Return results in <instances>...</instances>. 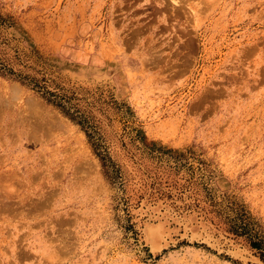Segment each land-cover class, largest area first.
<instances>
[{"label":"rangeland","instance_id":"1","mask_svg":"<svg viewBox=\"0 0 264 264\" xmlns=\"http://www.w3.org/2000/svg\"><path fill=\"white\" fill-rule=\"evenodd\" d=\"M0 63L93 141L0 72V264H264V0H0Z\"/></svg>","mask_w":264,"mask_h":264},{"label":"trees","instance_id":"2","mask_svg":"<svg viewBox=\"0 0 264 264\" xmlns=\"http://www.w3.org/2000/svg\"><path fill=\"white\" fill-rule=\"evenodd\" d=\"M0 72L3 74L7 75H14V76H19L21 79L27 83L28 85H31L40 95L41 97L46 100L48 103L53 104L56 108H58L62 113L67 115L71 120L75 121L77 124L81 125L82 128L86 131V136L90 140L91 144L93 143L91 137H92V124L88 122L87 119L83 117V115L78 112L77 109L74 108V106L70 103L69 98L67 97L66 94L62 92H57L56 90L52 91L47 88V85L45 83H40L38 80H36L33 77H29L28 75H21V74H16L12 71L11 68L7 67L3 63H0ZM96 148V147H95ZM101 165L103 167V172L104 174L110 179H113V174H112V164L109 158L103 154L98 152L97 153ZM244 217H242L243 219ZM245 218L243 221H240L239 224L236 223L233 226V231L237 235L239 233H244L246 224L244 223ZM262 242L259 240H252L249 242V246L252 249L257 250V255H259V258L262 262H264V244H261Z\"/></svg>","mask_w":264,"mask_h":264},{"label":"bare ground","instance_id":"3","mask_svg":"<svg viewBox=\"0 0 264 264\" xmlns=\"http://www.w3.org/2000/svg\"><path fill=\"white\" fill-rule=\"evenodd\" d=\"M59 126V125H58Z\"/></svg>","mask_w":264,"mask_h":264}]
</instances>
